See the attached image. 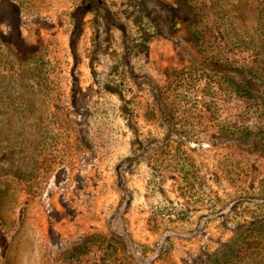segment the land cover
Returning a JSON list of instances; mask_svg holds the SVG:
<instances>
[{"label": "rangeland", "instance_id": "374dc122", "mask_svg": "<svg viewBox=\"0 0 264 264\" xmlns=\"http://www.w3.org/2000/svg\"><path fill=\"white\" fill-rule=\"evenodd\" d=\"M0 264H264V0H0Z\"/></svg>", "mask_w": 264, "mask_h": 264}]
</instances>
